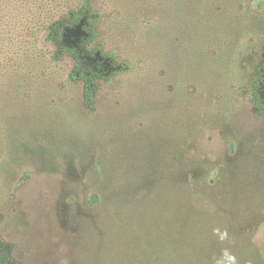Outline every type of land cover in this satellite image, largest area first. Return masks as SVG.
Returning a JSON list of instances; mask_svg holds the SVG:
<instances>
[{"label":"trees","instance_id":"1","mask_svg":"<svg viewBox=\"0 0 264 264\" xmlns=\"http://www.w3.org/2000/svg\"><path fill=\"white\" fill-rule=\"evenodd\" d=\"M175 3L170 8L176 20L139 35L141 50L156 66L139 71V82L130 81L134 92L113 86L112 96L129 107L128 113L135 110L138 124L127 133L128 146L113 144L110 157L99 160V187L110 192L106 206L112 222L108 253L99 264H232L226 253L234 264H251L260 231L255 217L264 198L250 197L251 189L235 179L261 175L259 169L224 165L212 181L204 162L184 161L192 140L205 129H233L238 91L251 95L257 114L264 112V66L243 82L236 65L244 41L264 32V9L208 0ZM98 20L87 2L49 28L55 59L74 61L70 80L82 82L88 110L95 109L102 83L134 70L130 59L120 60L98 41ZM227 141L233 150L232 138ZM0 264H23L1 236Z\"/></svg>","mask_w":264,"mask_h":264},{"label":"rangeland","instance_id":"2","mask_svg":"<svg viewBox=\"0 0 264 264\" xmlns=\"http://www.w3.org/2000/svg\"><path fill=\"white\" fill-rule=\"evenodd\" d=\"M213 1L264 9V0H208ZM87 2L99 14L98 41L134 65L112 83H102L94 110L83 105L82 82L70 80L73 59L56 60V45L49 39L54 21ZM175 4V0H0V236L23 264H99L108 253L112 222L106 204L111 196L99 187L98 164L110 157L113 144L128 146L127 133L138 124L135 110L128 113L129 107H122L112 94L114 87L134 92L136 84L128 86L130 81L139 82V71L156 66L141 50L139 35L149 36L164 21L168 27L177 17L170 8ZM236 65L243 82L264 66V32L244 41ZM232 103L233 129L217 125L205 129L192 140L184 162H204L212 181L224 165H253L261 175L235 180L251 189L250 197L264 198V112L257 114L251 95L241 90ZM257 210L260 216L254 226L260 231L251 264L264 263V204Z\"/></svg>","mask_w":264,"mask_h":264},{"label":"clouds","instance_id":"3","mask_svg":"<svg viewBox=\"0 0 264 264\" xmlns=\"http://www.w3.org/2000/svg\"><path fill=\"white\" fill-rule=\"evenodd\" d=\"M223 238V237H222ZM228 261L232 262L234 264V258L229 256L227 253L225 254Z\"/></svg>","mask_w":264,"mask_h":264}]
</instances>
